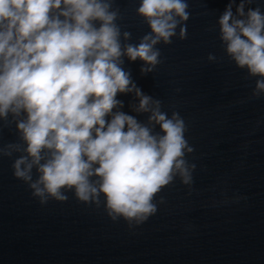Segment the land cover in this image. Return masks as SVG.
Returning <instances> with one entry per match:
<instances>
[{"label": "clouds", "instance_id": "1", "mask_svg": "<svg viewBox=\"0 0 264 264\" xmlns=\"http://www.w3.org/2000/svg\"><path fill=\"white\" fill-rule=\"evenodd\" d=\"M253 0H229L218 19L227 56L256 80L252 98L264 95V12ZM236 4L235 13L233 5ZM114 0H0V121L15 123L19 143L0 147L12 157L13 175L41 205L75 197L101 205L112 221L129 227L157 212L154 199L177 177L193 184L194 151L178 112L171 118L161 101L145 95L123 69L122 57L144 62L143 75L160 59L161 41L172 43L180 27L187 38L186 0H141L137 13L151 31L138 44L116 21ZM208 60L215 62L214 54ZM179 91V89H177ZM135 93L133 110L150 113L146 123L120 109L117 94ZM11 117V119H9ZM110 117V119H106ZM156 126L160 131L156 132ZM33 169L37 178L33 179ZM240 197H237V200ZM164 203V198H160Z\"/></svg>", "mask_w": 264, "mask_h": 264}, {"label": "water", "instance_id": "2", "mask_svg": "<svg viewBox=\"0 0 264 264\" xmlns=\"http://www.w3.org/2000/svg\"><path fill=\"white\" fill-rule=\"evenodd\" d=\"M186 2L187 38L180 39L178 26L171 44H156L163 62L147 75L139 59L124 56L122 67L169 118L175 111L184 119L193 184L177 177L155 197L156 214L130 228L122 217L111 220L102 195L99 207L80 202L74 191L65 202L41 205L13 175L21 153L0 156V264H264V95H251L259 77L237 67L219 39L229 0ZM140 3L114 0L122 17L116 23L131 33L130 41L121 35L122 43L138 44L151 31L137 13ZM257 6L264 12V0L245 10ZM116 98L121 111L147 122L150 113L133 110L134 92ZM19 142L15 123L0 127V147Z\"/></svg>", "mask_w": 264, "mask_h": 264}]
</instances>
